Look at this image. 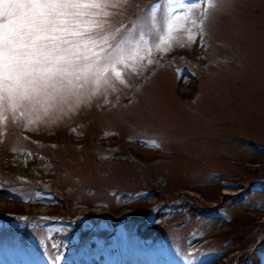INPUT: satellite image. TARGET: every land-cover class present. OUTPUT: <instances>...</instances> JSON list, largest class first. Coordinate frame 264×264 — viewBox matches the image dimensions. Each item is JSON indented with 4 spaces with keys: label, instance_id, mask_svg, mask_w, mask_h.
I'll use <instances>...</instances> for the list:
<instances>
[{
    "label": "rangeland",
    "instance_id": "rangeland-1",
    "mask_svg": "<svg viewBox=\"0 0 264 264\" xmlns=\"http://www.w3.org/2000/svg\"><path fill=\"white\" fill-rule=\"evenodd\" d=\"M73 2L58 94L0 85V256L233 264L264 238V0Z\"/></svg>",
    "mask_w": 264,
    "mask_h": 264
},
{
    "label": "snow or ice",
    "instance_id": "snow-or-ice-1",
    "mask_svg": "<svg viewBox=\"0 0 264 264\" xmlns=\"http://www.w3.org/2000/svg\"><path fill=\"white\" fill-rule=\"evenodd\" d=\"M78 7L73 0H0V85L10 98L36 105L58 94L64 74L60 61L67 59L62 45L73 43L63 35L67 25L61 17ZM118 62V56L107 54L102 64L97 61L99 72Z\"/></svg>",
    "mask_w": 264,
    "mask_h": 264
},
{
    "label": "trees",
    "instance_id": "trees-1",
    "mask_svg": "<svg viewBox=\"0 0 264 264\" xmlns=\"http://www.w3.org/2000/svg\"><path fill=\"white\" fill-rule=\"evenodd\" d=\"M244 239H246V238H244Z\"/></svg>",
    "mask_w": 264,
    "mask_h": 264
}]
</instances>
